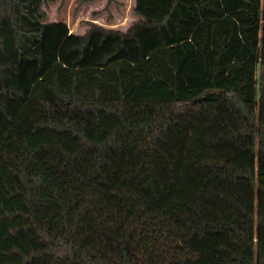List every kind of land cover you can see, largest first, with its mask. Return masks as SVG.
Wrapping results in <instances>:
<instances>
[{
    "label": "trees",
    "instance_id": "1",
    "mask_svg": "<svg viewBox=\"0 0 264 264\" xmlns=\"http://www.w3.org/2000/svg\"><path fill=\"white\" fill-rule=\"evenodd\" d=\"M56 1L0 0V264H264V0Z\"/></svg>",
    "mask_w": 264,
    "mask_h": 264
},
{
    "label": "rangeland",
    "instance_id": "2",
    "mask_svg": "<svg viewBox=\"0 0 264 264\" xmlns=\"http://www.w3.org/2000/svg\"><path fill=\"white\" fill-rule=\"evenodd\" d=\"M134 5L135 0H57L42 10L47 23H63L71 34L82 36L91 23L127 32L137 21Z\"/></svg>",
    "mask_w": 264,
    "mask_h": 264
}]
</instances>
